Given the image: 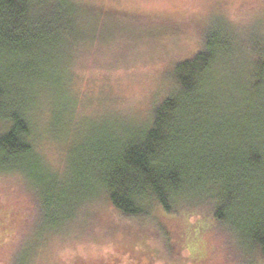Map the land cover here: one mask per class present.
Listing matches in <instances>:
<instances>
[{
    "label": "rangeland",
    "instance_id": "obj_1",
    "mask_svg": "<svg viewBox=\"0 0 264 264\" xmlns=\"http://www.w3.org/2000/svg\"><path fill=\"white\" fill-rule=\"evenodd\" d=\"M62 1L38 7L42 16L52 13L72 28L60 31L63 43L45 59L56 63L58 76L47 89L37 87L33 129L35 148L65 196L76 186L82 194L88 189L71 168L75 150L90 141L84 135L111 123L146 121L173 84L175 62L196 53L206 33L223 21L251 40L264 34V0H71L65 11ZM231 72L247 69L237 62ZM42 189L37 178L0 173V264H132L131 240L146 248L136 254L150 264H264L214 221L205 202L175 212L157 207L143 219L118 214L98 193L77 207L59 206L57 217L56 209H45ZM61 215L73 217L46 225Z\"/></svg>",
    "mask_w": 264,
    "mask_h": 264
},
{
    "label": "trees",
    "instance_id": "obj_2",
    "mask_svg": "<svg viewBox=\"0 0 264 264\" xmlns=\"http://www.w3.org/2000/svg\"><path fill=\"white\" fill-rule=\"evenodd\" d=\"M43 2L0 0V173L37 178L45 209H56L57 217L59 206L77 207L98 193L118 214L143 219L157 207L175 212L205 202L247 255L264 258V34L251 40L223 21L206 33L196 53L175 62L173 84L146 121L111 123L84 135L90 141L75 150L71 168L88 189L82 194L76 186L65 196L35 148L33 112L40 106L37 87L47 89L58 76L56 63L45 59L63 43L60 31L72 27L52 13L42 16ZM70 2L60 9H72ZM237 62L247 73L233 75ZM62 217L46 225L61 226L73 215ZM128 245L130 263L150 264L136 254L146 248L134 240Z\"/></svg>",
    "mask_w": 264,
    "mask_h": 264
},
{
    "label": "snow or ice",
    "instance_id": "obj_3",
    "mask_svg": "<svg viewBox=\"0 0 264 264\" xmlns=\"http://www.w3.org/2000/svg\"><path fill=\"white\" fill-rule=\"evenodd\" d=\"M202 2H203V0H202Z\"/></svg>",
    "mask_w": 264,
    "mask_h": 264
}]
</instances>
